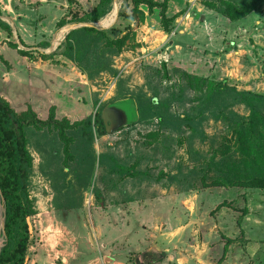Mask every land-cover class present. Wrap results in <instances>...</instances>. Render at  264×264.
Here are the masks:
<instances>
[{
  "label": "rangeland",
  "instance_id": "1",
  "mask_svg": "<svg viewBox=\"0 0 264 264\" xmlns=\"http://www.w3.org/2000/svg\"><path fill=\"white\" fill-rule=\"evenodd\" d=\"M96 1L82 0L85 8ZM204 1L175 0L176 28L169 32L161 27L156 8L144 24L150 27L144 32L153 35L152 44L135 33L134 45L121 51L129 55L121 59L115 49L102 52L100 35L76 33L75 59L58 45L73 28L117 25L118 11L130 0H113L117 6L109 11H114L111 19L105 18L108 13L94 23L62 27L57 26L60 16L80 8L68 0L51 2H61L63 10L49 11L52 19L37 31L49 43L40 50L47 58L63 54L75 63L79 59L94 88L91 96L82 97L94 103L87 117L101 108L108 132L99 135L93 127L88 142L81 134L83 125L67 130L74 138L68 157L55 129L26 128L34 209L28 217L32 236L27 255L32 246L47 242L51 224L58 221L66 224L70 237L61 245L60 239L51 240L56 250L65 252L63 264H107L113 250L125 251L126 261L134 264L151 248L165 264H264V189L213 184L264 169V0H252L250 11L237 20ZM42 2L27 5L36 8ZM0 4L5 8L9 0ZM104 18L105 26L100 23ZM36 21L33 17L29 24ZM67 25L71 27L59 38ZM185 25L180 41L185 48L187 43L196 48L193 56L188 49L181 53L170 46ZM151 27L163 35L155 36ZM5 36L20 40L14 33ZM34 57H40L38 52ZM217 82L225 85L217 88ZM26 87L22 93L28 92ZM0 88H9L1 76ZM137 96L145 100L142 111ZM250 121L257 137L241 141L242 128ZM74 244L80 248L78 257Z\"/></svg>",
  "mask_w": 264,
  "mask_h": 264
},
{
  "label": "trees",
  "instance_id": "2",
  "mask_svg": "<svg viewBox=\"0 0 264 264\" xmlns=\"http://www.w3.org/2000/svg\"><path fill=\"white\" fill-rule=\"evenodd\" d=\"M68 1L70 4L79 6L80 11L74 10L65 14L57 22V26L59 27L64 26L68 22L94 23L108 14L113 5V0H98L90 10L86 11L80 7V3L77 0ZM204 4L231 20H237L250 11L252 0H205ZM156 8L159 10L161 27L166 32H169L175 16L167 14L168 0H130L118 11V19L120 21L117 25L114 24L109 28H99L91 24L73 28L65 35L63 42L58 47L64 45L65 48L62 53L69 58L75 59L76 55L74 52L77 51L76 44H78V41L75 44L73 37L76 33H82L85 35L102 36L104 39L103 46L105 47L102 52L107 53L109 50L114 51L115 49L113 53H120L123 49L134 45L135 31L131 23L133 21L143 22L146 11L152 14ZM1 15L2 11L0 8V28L7 31L9 35H12L11 26L2 19ZM69 15L70 17L67 18ZM101 25L105 26V24ZM117 26L119 28L121 26L122 30H117ZM116 31L118 35L114 34ZM20 42L24 45L21 39ZM8 44L14 48L18 47V44L15 42H8ZM48 45V42L43 43L44 47ZM17 50L21 55L34 57V50L32 49L17 48ZM37 52L41 58H47L48 56L45 52ZM0 60L7 64L1 54ZM78 60L76 59V63L79 65ZM79 67L81 70L83 69L80 65ZM223 85H225L223 82L216 83L217 88H221ZM135 102L138 110H141L145 100L137 96L135 97ZM31 125L37 128L45 126L55 129L60 140L63 142V150L68 157H72L71 144L74 138L67 133V130L83 125L81 134L83 137H87L88 142H91L94 136L93 127L96 128L99 135L108 132L101 108L97 109L93 118L89 116L82 120L71 122L67 118H56L54 107H51L48 117L41 119L30 107L19 112L15 111L11 104L0 96V189L4 198L6 232L5 244L0 251V264H27V250L32 236L28 217L34 213L28 191L29 170L32 167L33 158L28 148L26 134V128ZM254 127V121H250L247 126L242 128L244 137L241 141H244L248 137H251L248 138L250 140L257 137L254 136L256 133ZM238 132L240 133L241 131ZM257 132L260 133L259 130ZM213 184L241 185L264 189V169L239 175L235 180L229 182L214 180ZM143 256L147 260L161 259L159 253L153 249L146 251Z\"/></svg>",
  "mask_w": 264,
  "mask_h": 264
},
{
  "label": "crops",
  "instance_id": "3",
  "mask_svg": "<svg viewBox=\"0 0 264 264\" xmlns=\"http://www.w3.org/2000/svg\"><path fill=\"white\" fill-rule=\"evenodd\" d=\"M28 1L32 0H9V4L6 5L5 8H2L0 4V8L2 11L1 17L11 26L12 35L14 33L16 34V36H20L19 39H21L22 42L25 43V48L23 47V49H32L34 50V55H36L37 51L43 52L40 50V46L44 47L43 43L46 42L43 40L44 37L42 35L37 36L39 31H43L42 23L47 19H52L50 18V16H48L49 11L57 9L59 11L58 13L60 14L63 10V8L61 7L63 4H60V2L57 4V6H54V4H51L52 1L54 2V0H49L48 3H45V1L47 0H40L43 1V4L35 8L33 6L27 5ZM77 1L80 3V7H82V9L86 11L90 10L98 2L97 0L95 3H93V5L90 6V8H85L82 0ZM114 5L115 2L112 7ZM173 6H175V0H168L167 14L169 16H176V14L174 13L179 9H174ZM36 12L40 13V15L35 14ZM65 13H63L60 17L62 18ZM148 14L149 13L146 14L144 21L137 23L138 27H134L133 30L135 31L138 40L148 41L145 44H152L153 35H148L146 33L147 31L144 32L145 29L147 30L148 28H150L149 26L145 27L144 25L146 24L147 26V24L149 23L146 21L148 18ZM33 17L37 19V23H34V25L29 24V20ZM67 18H69V16ZM53 19L57 18H55V16L53 15ZM60 19H58V21ZM139 25L141 26L139 27ZM172 26L176 28L175 21H173ZM187 27L188 25L181 27L179 34L175 35V37L178 38H173L171 40L172 44L170 43V46L173 47L172 51H174L175 49L177 52L181 53H184L186 49H188L187 51H190L193 56L192 50L196 48L194 46H190L189 43L186 44L187 47L185 48V44L180 41V39L183 40L184 34L187 32ZM152 32L155 36L157 35L158 37L163 35L162 30H159L156 27L152 28ZM7 34V31L0 28L1 37H4V35ZM180 34H182L183 36H181ZM180 36L182 38H180ZM3 39V41H0V54L2 55L4 60H6L7 64L0 60V76L2 77V79H5L7 81L9 88H0V96L5 98L11 104L15 111L19 112L27 109V107H30L39 118L46 119L48 117L50 108L54 107L56 118H67L71 122L82 120L84 117H87L90 114V111L93 110L94 106L93 100L92 102H90L89 99L84 100L82 97L83 95L91 96L94 88L92 87L91 80H89L87 76L83 74L81 68L74 61L70 60L63 54H54L52 55V57L46 59H42L41 57H34L32 59L28 56L21 55L17 49L8 44V42L21 43L20 40H10V38L6 36ZM6 39L8 40V42L5 41ZM142 48L143 50L145 49L144 47ZM169 48L170 47H168L167 49ZM119 55V58L121 59V56L129 55V53L127 51H123L122 53L120 52ZM10 82H12V84ZM24 85L27 86L24 89L28 92L22 93L23 90L21 87ZM18 106H20V108H18ZM65 213H67V211ZM51 225L52 228H49L50 232L46 238L47 242H45L43 246L37 244L31 247L32 251H30V254L27 255V264H47V261H50V259L52 258L51 256L54 253L55 255L59 254L63 258V260L66 261V256H63L65 252H62V250L60 252L56 250L54 248V243L52 242L53 240L55 241V239L58 238L60 239L59 242L61 245L64 243L67 237H69L66 231V224L57 221L56 226L53 225V223ZM60 228L62 229V231H64L63 235H60V232H62ZM141 240L142 239H140L139 241L140 243L142 242ZM130 243L131 240L129 241V244ZM108 244L109 242H107V245ZM73 247L74 256L78 257L80 248L75 244ZM128 247L130 249V246ZM53 250H55L56 252L53 253ZM145 252L146 250L139 254L140 258L136 260L137 263L134 264H165L163 256H161V259L158 260H147V258L143 256ZM109 259L110 260L107 262V264H130L126 261L125 251L123 254V250H113Z\"/></svg>",
  "mask_w": 264,
  "mask_h": 264
},
{
  "label": "water",
  "instance_id": "4",
  "mask_svg": "<svg viewBox=\"0 0 264 264\" xmlns=\"http://www.w3.org/2000/svg\"><path fill=\"white\" fill-rule=\"evenodd\" d=\"M103 118L106 121L105 114H103ZM0 234L2 236V240L0 241V251L2 247L4 246V241L6 240V232H5V206H4V198L2 196V192L0 189Z\"/></svg>",
  "mask_w": 264,
  "mask_h": 264
},
{
  "label": "bare ground",
  "instance_id": "5",
  "mask_svg": "<svg viewBox=\"0 0 264 264\" xmlns=\"http://www.w3.org/2000/svg\"><path fill=\"white\" fill-rule=\"evenodd\" d=\"M116 6L117 5H115L113 8L115 9ZM113 13H114V11H111L108 15L105 16V18L111 19V17L113 16ZM116 15H117V13H116ZM105 18L100 21L101 24H105V20H106ZM69 27H70V25H67V29L65 28L64 30L61 31V33L59 34V38L63 37V34L65 33V31L68 30Z\"/></svg>",
  "mask_w": 264,
  "mask_h": 264
},
{
  "label": "built area",
  "instance_id": "6",
  "mask_svg": "<svg viewBox=\"0 0 264 264\" xmlns=\"http://www.w3.org/2000/svg\"><path fill=\"white\" fill-rule=\"evenodd\" d=\"M63 258L58 254L55 256L54 262L52 264H63Z\"/></svg>",
  "mask_w": 264,
  "mask_h": 264
}]
</instances>
